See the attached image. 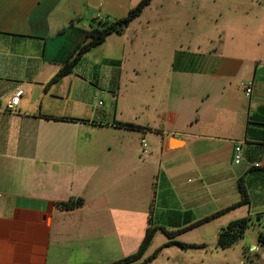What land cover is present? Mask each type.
<instances>
[{
    "label": "crops",
    "instance_id": "crops-1",
    "mask_svg": "<svg viewBox=\"0 0 264 264\" xmlns=\"http://www.w3.org/2000/svg\"><path fill=\"white\" fill-rule=\"evenodd\" d=\"M122 2L0 0V264H97L106 247L112 250L108 242L126 248L138 215V185L146 192L150 182L138 181L137 150L131 132L114 125L122 122L115 107L91 103L99 85H114L118 70L94 65L90 80L82 79L77 70L84 58L73 74L46 88L97 22L118 19ZM252 6L199 68L201 46L194 41L188 53L181 52L183 44L169 49L161 107L148 106L143 115L132 109V120H124L144 128L141 139L154 136L161 166L169 162L159 181L180 195L176 209L174 197L163 202L171 208L166 223L185 225L172 232L198 222L182 207L198 203L191 186L202 175L212 179V190L228 187L225 196L234 180L244 178L249 207L264 208V171L253 170L256 164L264 169V8L250 13ZM87 80L95 82L91 92L82 91ZM249 82L254 87L247 97L243 84ZM36 88L40 96L32 101ZM19 90L18 113L11 114L8 105ZM251 117L257 124L249 125ZM237 145L240 164L234 161ZM77 198L85 204L75 211L56 206Z\"/></svg>",
    "mask_w": 264,
    "mask_h": 264
},
{
    "label": "rangeland",
    "instance_id": "rangeland-1",
    "mask_svg": "<svg viewBox=\"0 0 264 264\" xmlns=\"http://www.w3.org/2000/svg\"><path fill=\"white\" fill-rule=\"evenodd\" d=\"M122 1V10L118 19L124 18L142 0ZM251 1H253V9L248 10L250 13H253L256 7L264 8V0H153L123 36L109 37L104 45L91 51L78 67L77 72L82 76L81 78L86 77L89 80L94 65H98L103 72L113 68L118 70L119 76L114 85L111 86V81L103 86L99 85L96 95L91 98V103L95 106L102 102L101 109L115 107L114 113L122 122L132 118L134 113L132 109L140 111L143 115L148 106L161 107L167 93L166 77L170 71L168 70L170 63L166 60L170 56L169 49L183 44L185 46L181 52L188 53V42L194 41L201 46V55L197 56L198 64L194 66L199 68L208 58V52L221 47L225 42L227 29L231 27L233 21H238L242 13L247 12L246 5ZM191 57L189 55V58ZM113 62L119 65L116 66L112 64ZM89 80L82 87V91L91 92L94 88V81ZM139 134L142 133L131 132L128 137L131 145L137 150L138 181L141 180V176L149 180L148 190L144 191V184L142 189H140L142 183L140 187L138 185L139 189L134 201L138 215L136 225L131 226L130 233L127 234L125 250L123 247L118 248L116 242L114 244L108 242L112 250L109 251L106 247V253L98 255L97 264H108L135 254L149 227L156 228L157 232L140 263L150 259L149 264H264V248L259 242L260 235L264 233V208L259 211L244 206L188 230L174 239L166 235L164 231L172 232L185 226L183 223L179 227L169 226L166 223V210L171 209L168 205L172 202L170 196L174 197L172 205L176 209V198L178 199L180 192L173 186L171 190L169 186H164V182L159 181L166 173V169L168 172L171 168L166 167L169 162L165 161L161 166L160 149L157 154L152 150V146H156L154 136L148 135L143 138L149 148L142 149L143 139ZM123 151L122 148L121 153ZM192 182L194 184L191 187L199 192L196 194L199 201L196 203L197 199H195L192 207H182L184 212H189L192 222L200 221L228 208L241 198L235 180L233 186L229 185L232 193L227 196L225 192H230L228 187L226 190L211 189L212 179L209 176L193 178ZM169 191L176 192L177 195L174 193L168 195ZM165 193L167 194L164 195ZM143 213H148L150 218H146ZM243 218L249 219V228L244 238L230 249L219 248L220 231L231 222ZM170 241L194 245V247L182 248L178 244L164 247ZM157 253L158 255L154 257Z\"/></svg>",
    "mask_w": 264,
    "mask_h": 264
},
{
    "label": "trees",
    "instance_id": "trees-1",
    "mask_svg": "<svg viewBox=\"0 0 264 264\" xmlns=\"http://www.w3.org/2000/svg\"><path fill=\"white\" fill-rule=\"evenodd\" d=\"M153 0H142L135 8L131 9L128 14L121 19H117L114 21H99L96 23V26L90 30L88 33L87 39L84 43L79 45L74 53L70 56V58L61 65L59 72L57 75L48 83L46 86L47 90H49L53 85L59 84L62 80H64L66 77L70 76L75 72V69L79 66V64L84 60V58L94 49L104 45L108 38L112 35L122 36L125 31L130 27V25L136 21L138 18L142 16L146 8H148L152 4ZM46 119L55 120V121H67V122H75L79 121L73 118H59V117H49L44 116ZM253 117L249 120V125H254L257 123H252ZM87 122V121H84ZM116 128L129 131V132H142L143 127L128 123V122H121L116 121L115 124ZM253 170L258 171H264V169L253 167ZM239 186V192H240V201L233 204L232 206L225 208L221 211H218L217 213L208 216L191 226L178 230L176 232H166V235L170 239H174L176 236H179L180 234H183L184 232L194 229L196 227H199L205 223H208L216 218H219L231 211H234L238 208H242L244 206L250 205V197L247 191V187L244 182V178L239 179L238 181ZM85 204L84 199L77 198V199H71L66 202H58L56 203V206L58 209L66 212L75 211L81 207H83ZM151 222V219L149 220ZM249 228V219L243 218L240 220H236L231 222L226 228L222 229L219 234V240H218V247L226 250L232 248L235 244L238 243V241L242 238H244L246 231ZM157 232L156 228L149 227L147 229L146 235L144 240L142 241L138 251L130 255L128 257H125L123 259L113 261L108 264H149L150 259L142 262L141 260L144 258L145 254L147 253L148 249L150 248L152 241L155 237V234ZM259 242L263 245L264 244V233L260 235ZM174 244L180 245L182 248H190L194 247V245H187L184 243H176L175 241H170L167 243L164 247H169ZM154 255V257H156Z\"/></svg>",
    "mask_w": 264,
    "mask_h": 264
},
{
    "label": "built area",
    "instance_id": "built-area-1",
    "mask_svg": "<svg viewBox=\"0 0 264 264\" xmlns=\"http://www.w3.org/2000/svg\"><path fill=\"white\" fill-rule=\"evenodd\" d=\"M253 87H254L253 82L243 84L244 92H245L247 97L251 96L252 91H253ZM22 94H23V91L19 90L16 93V95L12 98L11 102L8 105V112L9 113H11V114H17L18 113V105H19L20 98H21ZM100 105H102V102L100 103ZM142 145L144 148L148 147V145L144 139L142 140ZM234 161L236 164H240L242 161V147H241V145L236 146ZM255 167L261 168L262 166H261V164H256ZM1 196L2 195H0V197Z\"/></svg>",
    "mask_w": 264,
    "mask_h": 264
},
{
    "label": "water",
    "instance_id": "water-1",
    "mask_svg": "<svg viewBox=\"0 0 264 264\" xmlns=\"http://www.w3.org/2000/svg\"><path fill=\"white\" fill-rule=\"evenodd\" d=\"M39 96H40V89L36 88L35 91H34V96H33L32 101L38 100ZM263 248H264V244H263Z\"/></svg>",
    "mask_w": 264,
    "mask_h": 264
}]
</instances>
